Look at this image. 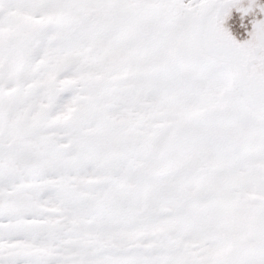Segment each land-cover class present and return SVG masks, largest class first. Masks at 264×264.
I'll return each instance as SVG.
<instances>
[{
  "label": "snow or ice",
  "instance_id": "1",
  "mask_svg": "<svg viewBox=\"0 0 264 264\" xmlns=\"http://www.w3.org/2000/svg\"><path fill=\"white\" fill-rule=\"evenodd\" d=\"M0 264H264V0H0Z\"/></svg>",
  "mask_w": 264,
  "mask_h": 264
},
{
  "label": "flooded vegetation",
  "instance_id": "2",
  "mask_svg": "<svg viewBox=\"0 0 264 264\" xmlns=\"http://www.w3.org/2000/svg\"><path fill=\"white\" fill-rule=\"evenodd\" d=\"M248 28L249 30L251 29V24L248 25ZM235 36H236V39L238 40H243L245 38H247V33H245L244 35H240V34H237V33H233Z\"/></svg>",
  "mask_w": 264,
  "mask_h": 264
}]
</instances>
